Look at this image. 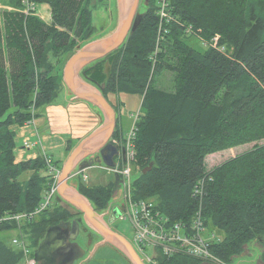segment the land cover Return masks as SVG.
Instances as JSON below:
<instances>
[{
  "label": "trees",
  "instance_id": "obj_1",
  "mask_svg": "<svg viewBox=\"0 0 264 264\" xmlns=\"http://www.w3.org/2000/svg\"><path fill=\"white\" fill-rule=\"evenodd\" d=\"M27 2L47 5L51 18L46 23L20 10L3 13L0 234L20 230L35 249L50 227L72 215L56 203L20 227L4 220L33 211L51 183L43 157L15 162L11 127L25 124L36 110L57 98L62 58L90 41L94 26L88 0H19L17 8ZM165 2L172 20L163 23L166 33L157 50L160 0H149L139 26L124 44L84 73L103 88L108 100L121 93L142 97L134 140L139 166L132 184L134 198L153 200L173 221L188 222L197 206L191 196L193 186L203 179L204 221L222 238L212 246L213 255L232 264L256 240L263 247L259 264H264V0ZM187 27L192 35L186 34ZM191 37L208 43L216 38L217 48L198 51L187 43ZM49 52L53 62L48 60ZM105 59L112 64L101 85L103 75L98 70ZM162 71L173 75L172 91L155 85L154 77ZM246 144L253 145L206 169L208 155ZM27 172L28 179L21 180ZM81 183L79 193L96 212L104 211L113 185ZM22 259V252L0 237V264H19ZM202 263L182 255L161 258V264Z\"/></svg>",
  "mask_w": 264,
  "mask_h": 264
},
{
  "label": "water",
  "instance_id": "obj_2",
  "mask_svg": "<svg viewBox=\"0 0 264 264\" xmlns=\"http://www.w3.org/2000/svg\"><path fill=\"white\" fill-rule=\"evenodd\" d=\"M116 2L119 22L115 31L79 47L66 60L61 71L62 83L74 99L99 109L104 114L105 120L72 150L58 178V195L82 215V220L72 221L70 227H50L33 253L36 264H74L82 259L86 251L76 242L81 221L87 228L101 236L104 242H108L118 250L130 264H145L131 244L113 231L103 220V216L97 214L90 202L78 190L71 189L67 183L73 169L89 155L87 148L92 143H96L95 146L98 147L92 154L98 153V161H102L107 166H113V156L119 153L118 148L108 141L113 136L115 125L112 105L104 96L103 88L88 80L84 73L86 67L117 51L140 24L142 14H138L139 0H116ZM150 169L151 166L144 169L143 174ZM118 181L119 177L115 175V183L117 184Z\"/></svg>",
  "mask_w": 264,
  "mask_h": 264
},
{
  "label": "built area",
  "instance_id": "obj_3",
  "mask_svg": "<svg viewBox=\"0 0 264 264\" xmlns=\"http://www.w3.org/2000/svg\"><path fill=\"white\" fill-rule=\"evenodd\" d=\"M165 8L166 2L161 0L156 50L163 38L162 34L166 33L163 23L165 20H172L167 15ZM34 9V4L25 3V14L32 13ZM199 40L205 46L217 48L216 38H213L210 43L200 38ZM137 118L138 114L135 116L134 122L125 138H115L112 141L114 146L122 150L123 154L120 162L111 167L98 165L106 172L119 176L118 190L121 194V202L113 209L111 207L108 208L106 213H110L113 221L126 223L131 237L130 244L145 264H161V258H172L177 255L192 257L209 264H224L211 251L212 246L219 243L222 238L216 231L208 229L204 221L202 203L205 194V182L203 179L198 180L193 186L191 196L197 202V206L188 222L185 220L173 221L170 216L160 210L158 204L153 200L134 198L132 184L136 164L134 140L136 138ZM33 123L34 118L32 117L25 124ZM25 145L28 146L27 143ZM44 160L47 173L51 176V183L48 190L43 194L41 203L31 212L14 214L4 218V220L15 221L20 225L23 222L35 219L43 211L59 203L57 188L60 171L49 158L44 157ZM84 170L83 168L81 171L70 175V177H78L86 181L87 175L82 173V176H80V173ZM11 242L14 247L22 252L25 264H36L29 253V246L26 245L24 237H15Z\"/></svg>",
  "mask_w": 264,
  "mask_h": 264
},
{
  "label": "rangeland",
  "instance_id": "obj_4",
  "mask_svg": "<svg viewBox=\"0 0 264 264\" xmlns=\"http://www.w3.org/2000/svg\"><path fill=\"white\" fill-rule=\"evenodd\" d=\"M17 1L19 0H0V28L1 29L3 28V13L4 12L20 10L24 13L25 7L23 8L21 7V9H18L16 5ZM154 1L157 2L159 0H154ZM148 3H149V0H139L138 14H143L146 11V9L148 8ZM34 8H35L34 11L32 13H29V15L37 16L39 19L43 20L46 23L50 22L51 17H50L49 10L47 7H44L42 5H34ZM87 9L91 11V21H92V25L94 26V33L92 35L93 38L90 41L108 36L109 34L115 31V29L117 28L118 22H119V12L117 8L116 0H88ZM185 32L187 35L193 34L191 27H187ZM86 43H84L83 45H85ZM187 43H189L190 47L195 48L198 51H203L207 48L204 45V43L199 40V38L196 39L194 37H191L189 38ZM68 58L69 57L62 58V65H64V63L66 62ZM48 60H50L51 62L54 61V59L52 58V54L50 52L48 54ZM111 64L112 63L110 61H107L105 59L99 65L100 67L98 70V74L103 75V81L100 83L101 85L104 84L105 79L110 72ZM95 75H97V72L95 73ZM154 81L157 87L165 91H172L174 89L173 75L168 71H162L161 73L157 74L154 77ZM63 88L64 86L61 85L60 89L62 90ZM110 97L113 100L112 101L113 104H115L116 106L117 104H119V106H117L118 109L117 107L116 109H117V113L120 118L119 119L120 133L124 138L127 135L129 129L131 128L134 122L135 116L139 114L142 97L139 95H129V94H124V93L116 94V95L111 94ZM24 142H27L28 144H32L33 140L32 138H30L28 134H26L25 136H22L20 135V132L16 131V134L14 135V144H15L14 151H16L17 149L19 151V149L23 146ZM252 145L253 144L241 145V146H237V147H233L230 149L216 152L214 154H211L212 156L208 155L205 159L206 169L210 170L213 166L219 165L222 162L242 152L248 151L252 147ZM44 151L47 156L52 157L57 162L58 168L60 170L62 163H63V157H64V151H65L64 148L63 149L51 148L50 150H48L47 148L46 149L44 148ZM138 169H139V166L135 164V170H134L135 172L133 174L134 177H137V173H139ZM86 173L88 175V180L85 183L83 182L81 183L84 186H88V187L105 186L106 184H109L110 181L113 180V177L111 174L107 173L101 167H98V166H93L87 169ZM29 175H30L29 172L24 173L20 177V179L26 180L28 179ZM120 196L121 194L119 192L116 195H113L112 199L110 200L107 207L105 208L104 213L105 211H107L108 208L111 207V209H113V207L120 204L121 202ZM59 204L60 206H62V208H65L72 215V217L67 221L58 223L56 226L70 227L72 221H76L78 219L77 217H73V215H75L76 213V210H74L72 207L66 205L63 202H59ZM108 215H110L109 212H108ZM116 223L119 225L117 228L115 227L116 231L130 243L131 237H130L129 228L126 225V223H121L119 221H117ZM81 224L84 228L87 229L88 233L90 232L92 234L93 238L91 240V243L88 244L86 234L84 233L80 234V236L77 239V242L81 245L83 249L86 250V256L82 258L81 260H78L74 264H130L128 260L118 250H116L112 245L108 244V242H104L103 238L99 236L96 232L87 228L84 225V222H82ZM18 227H20V225ZM21 236L23 237L24 235H22V232L20 230L8 231V232H4L0 234V237L5 239L7 244L14 249H17V248L12 245V242H11L12 239L15 237H21ZM25 243L26 245H28V242L26 239H25ZM262 249L263 247L261 243L254 240L247 247H245L242 257L240 256L237 259H235L232 264H259ZM34 251H35L34 248L29 247L30 255H32ZM19 264H25L24 257ZM202 264H209V263H206L203 261Z\"/></svg>",
  "mask_w": 264,
  "mask_h": 264
},
{
  "label": "crops",
  "instance_id": "obj_5",
  "mask_svg": "<svg viewBox=\"0 0 264 264\" xmlns=\"http://www.w3.org/2000/svg\"><path fill=\"white\" fill-rule=\"evenodd\" d=\"M42 6L48 8L47 5H42ZM62 85L64 86L63 83ZM108 101L112 105L113 113H114L113 115L115 119L113 136L108 140L112 144L113 139L115 138L123 139V136L120 133V127H119L120 118L117 113V109H118L117 106H119V104H117V106L113 104L112 102L113 100L110 96ZM35 114L36 116L34 117L33 124H23L21 126L14 125L11 127V130L14 132V135L16 134V131H18L22 136L28 134L30 138H32L33 140L32 144H28L27 142H24L23 146L21 147L22 149L20 148L21 150L19 149L18 151L17 149L16 151H14L15 162L33 160L37 157H43V158L47 157L58 168L57 162L52 157L46 155L44 148L45 149L47 148L48 150H50L51 148H59V149L64 148L65 151L63 157V163L59 171L62 170V167L65 164L66 160L68 159L72 150L83 140L88 138L94 130H96L103 124L105 120L104 114L99 109L84 101L74 99L73 95L67 90L65 86L62 90L61 89L59 90L57 98L51 104L46 105L40 108L39 110H36ZM25 143H27L28 146H26ZM95 145L96 143L94 144L92 143L87 148L89 155L85 157L80 163L77 164V166L71 172V175L81 171L83 168L85 170L80 173V176H82V173L87 175L86 173L87 169L101 164H102L101 166L105 165L102 161H98V155H99L98 153L92 154V152L94 153L95 150L98 149V147H96ZM68 146H70L71 148L70 151L67 150ZM117 148L119 153L113 156V166L120 162L121 156L123 154L122 150L119 147ZM205 165H206V160H205ZM109 174H111L113 177V180L110 181L109 184L113 185L114 188L113 195H116L119 192L118 190L119 181L117 184L115 183V175L117 174H112V173ZM77 178L78 177H74V178L70 177L68 179L67 183L71 189L74 188L77 190L79 183L81 182L85 183L88 180V175L86 181H83L81 178L78 179ZM57 197H58V202L65 203V201L58 195V193H57ZM106 212L107 211H105V213ZM105 213L104 211L100 213L97 212V214L103 217L105 216ZM103 220L105 221L104 218ZM113 231L117 232L116 230Z\"/></svg>",
  "mask_w": 264,
  "mask_h": 264
},
{
  "label": "flooded vegetation",
  "instance_id": "obj_6",
  "mask_svg": "<svg viewBox=\"0 0 264 264\" xmlns=\"http://www.w3.org/2000/svg\"><path fill=\"white\" fill-rule=\"evenodd\" d=\"M73 217H77L78 218L77 220H82V215L78 214L77 211H76L75 215H73ZM79 217H81V218H79ZM103 218L105 219V222L110 226V228L112 230H116L115 227L117 228L119 226L115 221H113L112 216L111 215H108V213H106ZM81 223H82V221L80 222V232H79L78 237L80 236L81 233L86 234V236H87V243L90 244L93 236H92V234L90 232L89 233L87 232V229L84 228ZM78 237H77V239H78ZM77 239H76V242H77ZM85 256H86V253H85L84 257Z\"/></svg>",
  "mask_w": 264,
  "mask_h": 264
}]
</instances>
